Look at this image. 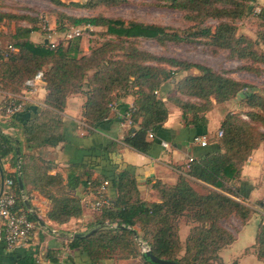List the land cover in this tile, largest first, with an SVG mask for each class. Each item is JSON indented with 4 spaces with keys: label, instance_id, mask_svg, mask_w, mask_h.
Instances as JSON below:
<instances>
[{
    "label": "trees",
    "instance_id": "obj_1",
    "mask_svg": "<svg viewBox=\"0 0 264 264\" xmlns=\"http://www.w3.org/2000/svg\"><path fill=\"white\" fill-rule=\"evenodd\" d=\"M173 11L184 14L191 24L185 31L160 25H145L125 22L122 19L94 17H69L57 14V23L67 20L74 27H97L103 29V37H110L83 53L79 41H68L65 45L51 47L35 44L29 40L30 31L17 27L11 38L16 49L8 57H0V88L10 93H19L25 81L38 71L43 72L46 90L45 105L48 109L38 110L29 122L21 127L28 148L57 146L61 142V119L67 98L81 94L85 97L83 119L89 126L108 120L110 117L129 116L131 130L124 139L126 146L143 154L151 149L148 131L162 127L167 121L171 104L182 113L187 126H204L205 114L211 109L212 101L225 104L237 101L246 112L248 121L239 113L228 114L222 124L223 135L218 142L219 152L206 153L188 164L187 177H181L173 186L161 182L153 185L159 203L147 204L139 198L135 178L127 171L115 172L108 182L106 198L96 219L99 229L87 237L73 240L70 248H81L93 264L120 252L140 256L143 264L152 263L141 250V244L158 259L178 264H224L219 253L234 242V236L220 226V221L230 215L237 216L242 224L251 217L240 204L216 191L207 190L200 195L192 187L194 180L213 188L230 192L224 185L235 180L243 164L262 145L264 133V97L254 93L250 86L213 72L210 68L178 59L158 57L137 48V39L154 40L160 45L178 44L205 40L213 50H225L231 58L251 64L264 65V7L250 5L251 0H158ZM61 7H75L88 11L99 8L122 6L128 0H88L85 3L65 4L50 0ZM19 23L15 15L0 13ZM256 20L258 30L255 38L238 35L231 22L247 18ZM208 20L218 21L214 30L204 27ZM60 29L63 28L60 24ZM102 37V38H103ZM197 70L199 74H189ZM181 75L179 79L177 76ZM171 86L166 100L160 96ZM182 97L198 99L190 103ZM131 98L132 105L124 101ZM110 105L114 106L112 110ZM241 113V112H240ZM16 140L4 135L0 128V157L12 155L16 159ZM21 150V149H20ZM21 155V152H20ZM72 169L64 178L61 175H43L37 178L38 192L48 198L52 208L47 219L63 224L71 218L81 216L79 198L74 192L78 187L88 189V183H100L85 171L76 174L80 166ZM25 167L20 163L23 181ZM17 176H13V189L17 194L16 210H26L18 189ZM115 189L116 197L110 199L108 190ZM53 188L55 193L47 190ZM225 189V190H224ZM185 217L191 229L184 244L179 240V220ZM30 219L33 221L32 215ZM254 245L245 253H253L264 262V217H260ZM115 224L116 227L111 225ZM140 242V243H139ZM184 251L181 256L180 253ZM53 262L56 259H51ZM72 264V263H70ZM236 264V263H234Z\"/></svg>",
    "mask_w": 264,
    "mask_h": 264
},
{
    "label": "crops",
    "instance_id": "obj_2",
    "mask_svg": "<svg viewBox=\"0 0 264 264\" xmlns=\"http://www.w3.org/2000/svg\"><path fill=\"white\" fill-rule=\"evenodd\" d=\"M16 2H20V0H0L1 14L26 18L20 19L17 24L6 17L0 20V49L8 46L13 47L11 38L18 26L30 31L29 40L32 43L53 44L55 47L68 43L65 39V30L74 26L66 29L68 23L65 24L62 21L60 24L65 28L62 30L60 29L61 25L57 23L58 18L54 14L56 12L49 13V15L44 14L45 16L38 18L37 8L29 5L23 6ZM50 8L54 11L58 10L56 7L50 6ZM61 12L65 16H76L64 11ZM76 18L79 17L76 16ZM79 28L85 29L87 33L86 37H83L87 41L79 42L80 49L83 53H88L96 45V42L92 41L96 38L94 34L103 29L92 26ZM14 52H16L15 48ZM44 86V81L38 84L34 90L29 91L24 86L19 93H10L0 88L1 132L17 139L15 145L19 147V150L21 149L19 161H17V157L14 160L12 155L5 158L0 157V190L4 180H12L13 176L18 174L20 163L23 162L25 167V180L22 179L23 191L21 192L19 187L18 189L26 210L17 211L26 213L29 219L32 215L34 220H30L35 224L34 232L26 246L8 249L0 244V264H93L81 248H70L73 240L79 237H87L91 232L94 233L99 229L95 223L98 215L89 207L90 202L94 201L92 192L84 187H78L73 195L79 198L81 216L58 224L47 219L52 203L38 192L37 187H35L37 178H41L43 175L55 176L57 174L65 178L72 170L70 166H80L81 169L75 171L76 174H83L87 171L92 174L93 178L98 177L101 178L99 180L105 181L104 179L110 180L115 172L124 170L135 178L137 192L141 200L147 204L159 203L153 185L156 182H161L164 185L173 186L181 177L188 179L186 166L189 159L195 161L206 153L219 152L220 137L218 133L222 131L221 124L228 114L235 113L230 104H216L212 101L211 109L205 114L206 125L187 126L181 111L175 106L167 104L168 119L162 127L152 131L153 138L148 137V140L152 142L151 149L147 154H143L131 149L124 143V139L132 127V125L127 124L126 119L110 117L95 126H89L83 119L85 97L81 94H75L67 98L63 112L59 113L61 142L54 147L42 146L31 149L28 148L19 129L26 125L31 116L39 109L42 111L48 109L44 103L46 97ZM170 89L171 86L166 91H159L163 100H166ZM182 99L195 104L200 102L195 98L182 97ZM132 101L131 98H128L124 102L131 106ZM9 103H23L24 107L15 115L8 117L2 111V107ZM249 111V108L243 107L239 116L248 121L245 113ZM195 137H206L207 146L200 147L194 144L193 139ZM163 143L167 144V147H163ZM191 185L200 195L207 190L223 194L245 207L251 214L245 224H242L241 220L234 214L220 221V226L231 233L235 239L231 245L220 251L219 256L222 262L224 264H264L253 253H245L247 249L252 251L251 247L255 243L259 219L264 217L262 206L264 198V148L262 145L248 157L239 171L238 177L224 183L230 192L213 188L197 180L192 181ZM47 190L55 193L53 188ZM108 196L110 199H114L116 197L115 189L110 187ZM233 218L238 221L232 222L236 230L228 229L223 225L224 221H231ZM191 226L185 217L179 220L178 233L182 244L188 238ZM245 234H249V236L245 238L243 246L234 249ZM183 254L184 251L180 253L181 256ZM51 259H56V261L53 262ZM95 264H143V261L140 256H130L117 252L110 258Z\"/></svg>",
    "mask_w": 264,
    "mask_h": 264
},
{
    "label": "rangeland",
    "instance_id": "obj_3",
    "mask_svg": "<svg viewBox=\"0 0 264 264\" xmlns=\"http://www.w3.org/2000/svg\"><path fill=\"white\" fill-rule=\"evenodd\" d=\"M62 3H85L88 0H59ZM129 2L118 7L111 8H99L95 11H88L84 9H78L75 7H61L50 2V0H20L16 2L20 5H29L37 8V17L49 15V13L56 12L64 15V11L68 14L76 15L79 18L83 17H94L102 15L112 19H122L125 22H137L145 25H160L163 27L173 28L179 31H185L191 27V24L184 19V14L178 11L168 9L163 2L158 0H128ZM250 5L264 7V0H251ZM52 7H56L58 10H52ZM50 11V12H49ZM55 14V13H54ZM44 15V16H45ZM57 17V14H55ZM75 16V17H76ZM58 18V17H57ZM65 24H69L67 20L62 19ZM218 21L208 20L204 27H211L214 30ZM235 25L238 35H247L251 38H255V33L258 30V25L255 19L247 18L243 20H237L231 22ZM43 24V22H42ZM103 30H99L94 34L96 38L92 39L96 43H101L104 40L110 39L109 37H103ZM86 37V36H84ZM103 37V38H102ZM87 41L83 37L75 40L82 43ZM94 42V43H95ZM137 48L141 51H145L149 54L164 57L178 59L192 64H198L203 67L210 68L213 72L224 75L225 77L234 79L242 82L252 88L254 93H257L264 97V65L262 64H251L249 62H243L235 58H231L230 54L225 50H213L205 44V40L194 41V42H182L178 44L167 43L160 45L154 40L137 39L134 42ZM260 51H264L263 48L259 47ZM189 74H199L197 70H192ZM181 75L177 76L179 79ZM232 111L235 113L241 112V107L237 101L229 102ZM246 121V120H245ZM259 131L264 133V127L257 125ZM232 222L236 223L234 218L231 221H224L223 225L231 230H236ZM233 233V231H232ZM249 234H245L234 249L241 248L244 244L245 238ZM140 243V242H139ZM233 254V253H232ZM236 256V255H235ZM239 260V259H238ZM233 261V260H231ZM232 263V262H231Z\"/></svg>",
    "mask_w": 264,
    "mask_h": 264
},
{
    "label": "built area",
    "instance_id": "obj_4",
    "mask_svg": "<svg viewBox=\"0 0 264 264\" xmlns=\"http://www.w3.org/2000/svg\"><path fill=\"white\" fill-rule=\"evenodd\" d=\"M86 35V30L79 27H70L65 30V39L67 41L80 39ZM51 47L53 48L55 46L52 44ZM12 52H14L12 46L0 49V57L6 58ZM42 82L43 72L38 71L31 79L25 81V87L29 89V91L34 90L36 86ZM23 107V103H9L2 107V111L6 116L11 117L21 111ZM110 107L112 110L114 109L113 105H110ZM120 118H122V116H120ZM123 118L126 119L128 125H132L128 115L123 116ZM218 135L221 137L223 132L219 131ZM153 136L152 130L148 131V137L153 138ZM193 143L200 147H205L207 146L208 141L206 137H195ZM162 146L167 147V144L163 143ZM192 161L193 159H189L188 162L191 163ZM186 167L188 168V165ZM107 186V181L88 183V190L92 192L94 197V201L90 202L89 207L95 213L99 212L103 206L108 204V200L105 197ZM16 203L17 194L13 189V180L6 179L0 190V244H3L8 249L26 246L35 229L34 222L27 217V214L16 210ZM262 206L264 209V198ZM111 226L116 227L115 224H112ZM141 252L144 254L148 252V247L145 244H141Z\"/></svg>",
    "mask_w": 264,
    "mask_h": 264
},
{
    "label": "water",
    "instance_id": "obj_5",
    "mask_svg": "<svg viewBox=\"0 0 264 264\" xmlns=\"http://www.w3.org/2000/svg\"><path fill=\"white\" fill-rule=\"evenodd\" d=\"M67 1H74V0H67ZM15 153H16L17 161H19V159H20L19 147H16ZM17 184H18L19 189L22 192L23 191V182H22V179H21L20 171H18ZM92 233L93 232H91L89 235H91ZM76 237H78V236H76ZM145 256L154 264H178V263H174V262H171V261L158 259L155 256H153L149 251L147 253H145Z\"/></svg>",
    "mask_w": 264,
    "mask_h": 264
}]
</instances>
